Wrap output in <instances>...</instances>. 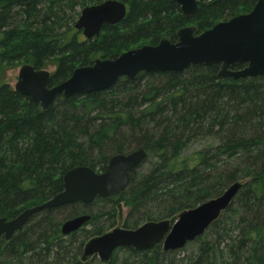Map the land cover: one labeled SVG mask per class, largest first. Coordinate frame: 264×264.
I'll return each mask as SVG.
<instances>
[{"label": "trees", "instance_id": "1", "mask_svg": "<svg viewBox=\"0 0 264 264\" xmlns=\"http://www.w3.org/2000/svg\"><path fill=\"white\" fill-rule=\"evenodd\" d=\"M103 1L0 0V69L55 65L50 84L56 85L98 57L115 58L163 37L176 41L187 25L203 32L257 2L199 0L197 14L185 18L174 0H120L126 17L87 38L75 27L79 8ZM219 69L192 64L183 71L141 72L106 90L58 96L46 110L0 84V217L13 218L62 191L73 167L103 171L116 153L148 151L118 196L46 209L10 240L2 237L0 264H105L97 256L82 260L83 247L115 226L120 203L129 207L124 227L136 228L174 220L236 181L243 186L229 208L184 248L122 247L106 264H264V76L234 79L219 76ZM98 202L113 205L95 213L90 208ZM67 209V218L91 215L70 235L62 234L55 216Z\"/></svg>", "mask_w": 264, "mask_h": 264}, {"label": "water", "instance_id": "2", "mask_svg": "<svg viewBox=\"0 0 264 264\" xmlns=\"http://www.w3.org/2000/svg\"><path fill=\"white\" fill-rule=\"evenodd\" d=\"M174 1L180 4L185 18L199 11V0ZM127 12L126 3L120 0L87 5L81 10L75 27L87 38H93L104 24L121 22ZM192 64L219 66L222 77L264 76V0H257L251 11L221 20L203 32H198L194 25H187L178 30L176 41L163 37L158 44L131 48L115 58L98 57L92 64L76 67L67 80L56 85L50 84L52 72L49 69L24 64L15 89L46 110L61 95L69 98L102 91L121 77L135 79L141 72L183 71ZM147 156L148 151L141 147L112 155L103 171L88 165L69 169L63 176L62 191L43 203L25 208L13 218L0 217V239L10 240L35 214L46 209L118 196L129 185L133 169ZM242 186L241 181H236L220 195L183 210L174 220H149L136 228L116 226L95 235L85 243L82 260L97 256L106 264L122 247L146 250L161 244L166 251L182 249L202 236L229 208ZM90 219L88 213L66 219L61 226L62 234H72Z\"/></svg>", "mask_w": 264, "mask_h": 264}, {"label": "rangeland", "instance_id": "3", "mask_svg": "<svg viewBox=\"0 0 264 264\" xmlns=\"http://www.w3.org/2000/svg\"><path fill=\"white\" fill-rule=\"evenodd\" d=\"M79 10H80V13H81L82 9L79 8ZM76 19H78V18H76ZM24 64H27V63L22 62V63L8 64V65L2 66L1 69H0V84L8 83L13 88H15V85H16L18 79H19L20 68ZM46 69H49L51 72H54L55 69H56V66L55 65H50V66L46 67ZM202 143H206V142H202ZM195 148H199V146L196 145ZM115 203H116V201L113 202V204H115ZM113 204L109 203V202L108 203L107 202H98L96 204H93L90 209L95 211V213L100 212L101 210L109 211ZM119 205H120V208H119L120 211L115 216V226L114 227H116V226H123L124 227V221H125V219L127 217V214H128V208L129 207L126 206L124 203H120ZM69 212H70V210H68V209L67 210H58V211L55 212L56 213L55 216H56L57 219L62 220V223H63L66 219H68L66 216L67 215L69 216V214H68ZM109 218L110 217L105 216V218L103 217V219H102V222H105L106 226L110 224ZM92 227L93 226H91V225L88 226L89 229H91ZM109 228L110 227L107 226L108 230H110Z\"/></svg>", "mask_w": 264, "mask_h": 264}, {"label": "flooded vegetation", "instance_id": "4", "mask_svg": "<svg viewBox=\"0 0 264 264\" xmlns=\"http://www.w3.org/2000/svg\"><path fill=\"white\" fill-rule=\"evenodd\" d=\"M105 1V0H104ZM180 5V4H179ZM181 7V6H180ZM127 10H128V7H127ZM128 13V12H127ZM105 25V24H104ZM103 29V28H102ZM82 31V30H81ZM83 32V31H82ZM101 32V31H100ZM84 34V33H83ZM100 34V33H99ZM99 259V258H98ZM100 260V259H99Z\"/></svg>", "mask_w": 264, "mask_h": 264}]
</instances>
